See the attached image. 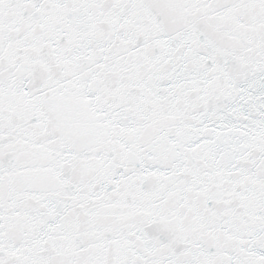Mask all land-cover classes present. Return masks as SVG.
<instances>
[{"label": "snow or ice", "instance_id": "snow-or-ice-1", "mask_svg": "<svg viewBox=\"0 0 264 264\" xmlns=\"http://www.w3.org/2000/svg\"><path fill=\"white\" fill-rule=\"evenodd\" d=\"M0 264H264V0H0Z\"/></svg>", "mask_w": 264, "mask_h": 264}]
</instances>
